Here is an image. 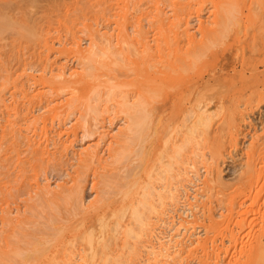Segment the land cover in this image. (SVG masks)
<instances>
[{
    "label": "rangeland",
    "instance_id": "1",
    "mask_svg": "<svg viewBox=\"0 0 264 264\" xmlns=\"http://www.w3.org/2000/svg\"><path fill=\"white\" fill-rule=\"evenodd\" d=\"M181 4L183 5V7ZM159 8L162 9L165 12L164 14H166L167 17H169L171 20H174L176 14L181 15L183 17L185 16V18L188 19V23H190L189 24L190 29H191L190 32L192 34H195V36L197 35L196 36L197 41H200L202 38H204V36L201 35L202 31H200L202 30L201 29L202 24L204 25L203 30L205 31H207V28H210L211 30L214 28V31H215L216 27L218 28L219 26L223 25V27L221 28L219 27L220 29L218 28L219 30L217 29V31L213 33L214 38L210 39L213 44L212 47H211V41L208 40L209 37L207 35L205 36V38L207 39L206 41L209 42L208 44L210 45V46L207 45L208 46L207 48L209 47L210 48L209 49L206 48L208 52L205 49L206 52L204 53H206L205 54L206 56L203 55L202 57L203 59L199 60L200 63L197 62V64L194 65L195 69L192 70V72H199L203 74V76L206 77L209 73H213V70H214L215 73L220 75L219 80L216 81L218 82L219 85L215 81H213L210 85L211 88L210 86L208 87L209 90L211 91L208 90L207 92L210 97L212 95H213L212 97L219 95L218 93H223V95H225V99L227 100V101L225 100L226 102L225 107L220 110V112H222L221 114H219V109L218 111L216 110L217 109L216 107L217 98L214 97L212 100L210 107L212 110L215 109L214 111H217V115L214 116L212 127L210 129L212 132V135H210L209 138L211 139L219 138L218 136L219 128L217 127L220 126L223 120H226V123L229 122L227 121L226 118L228 117L230 118L231 115L237 116L239 114L238 117L240 116L241 118V119L239 118L240 119L239 121L242 120L241 122H239V126H238L239 129L233 128V132H236V133L240 132V135L238 134L239 137L237 136L236 133H234L236 138L239 139L237 143H235L236 145L234 144L236 140L232 142L230 139L231 136L229 138L228 134H226L228 133L227 130L230 127L229 123H227V128H225V131H226L225 137H228V138H224L223 140V142H225V147L223 151L224 158L220 160V168L222 171V176L224 178V181H226L230 187L229 188L230 190H227L229 191L228 194L231 193L230 197L231 199H233L232 197H234L233 201H235L236 204L237 202H239L237 204L238 207L240 204V206H242L244 210L246 209L248 211L247 215H249V217L248 216L247 217L249 221L247 220L248 223L244 226L246 229L243 228L244 230L241 231L242 232L241 237H240L241 240L239 242V246H238L239 248H237V252L239 253H236V250L234 251L233 248L229 249L230 251L225 249V251H222V252L227 251L228 253L229 251V253L222 254V252H220V257L222 256L221 257L222 261L220 260L219 264H227L229 261L232 264H236V262L240 264L239 261L241 260L245 262V259H244L245 256L251 252L253 248L252 245L255 246L259 240V237H260L259 233H261L260 228L261 226H263L262 223L264 222V220L262 219L264 217L262 216L260 218L259 217L256 218L257 224L255 223L254 219L253 220L251 219L252 216L254 215L253 210L254 209L257 210L258 206L261 207L263 211L262 215L264 216V204H263L264 203V190L262 194H258L259 191L257 190H255L254 193L250 195L249 193H247L251 197V198L249 197L250 199H247L248 196L244 197V193H243V190L244 192H246L245 191L246 188L250 187V185H252L253 182L255 183V177H256L254 176L255 174L253 175L249 174L250 172H248L247 170L248 167L246 166L247 165L246 163L248 162V158H249L248 156L252 155L253 150H254L253 151V154H254L256 149L258 147L260 148V146L258 145H260L262 141L264 140L263 139L264 138V0H182V1L181 0H111V1L110 0H23V1L22 0H10V1L0 0V62H1L0 71L2 73L3 70L5 71L7 70L6 72H4V74L6 73V76L4 74H2L1 76V73H0V78H1L0 79V87H1L0 88V94H1L0 98L1 96L4 97L2 99V104H1L3 108L1 107L0 109V135L2 131H4L3 128L5 127L6 129L7 123L11 124L12 122L13 125L18 123V126L22 127V130L24 132V133L22 132V134L24 138L27 137L28 139L29 137L30 140L32 139V141L36 142L37 144L36 147H39L41 145L43 149H45L44 151H48V153L43 151L44 158L47 161L48 159L50 160V157L52 159L49 164L46 163L42 166H38L36 169L35 167L32 168L31 165L28 166L29 164H26V162H24V160H26L25 158L28 157L27 152L24 153V151L28 149V147L26 146L28 143L27 144L25 143V142H28V140L27 139L22 140L23 138H20V140L16 141L18 144L16 143L15 145L14 144L15 141L13 142L12 139H10L11 137L10 136H9L10 138L8 137V139L11 140L14 144V147H12L13 146L12 143H8L9 140L8 142L6 141V143L9 144L8 146L5 145V151L6 152L8 151L7 153L9 154L7 155L8 162L11 159L14 160V158L16 161L11 160L10 161L11 163L10 162L8 163V166L10 165L9 168H7L9 171L2 170L3 163L1 162V155L3 153L5 154L6 152H3L2 154H0V173L8 172L7 173L8 177L0 176V233H3V229L5 228L7 231L12 229L11 228L12 226H9V225L7 228V225L4 222V220H6L4 217L5 216L4 212L7 210L6 212H8V214L10 213V216L14 218L15 220H17L16 225H18V223L20 222H19V219H17V217L20 218V216H23V215L25 216V212L28 210V207H27L29 205L28 201L30 197H32V195L33 197L36 196V192L39 191V187L49 186L48 187L49 189L57 191L58 188H60V186L62 185L71 186L70 184H72V179L79 178L77 174L80 173V168H78V166L81 163H83L82 160H80V158H83L84 156V160H85V157H86L85 156L86 154H84L85 152L88 154V151L89 152L94 151L93 152L94 155L92 154L94 157H91L92 159L89 157V159H91L92 161H93V158L95 161L96 157L98 156H101L103 158L106 157L105 159L109 157V148L112 145L113 146L115 145L114 143L117 137L119 138L118 135L122 134L123 132H126L128 122H131L130 117L132 116V114H134L133 112L134 110L133 108L129 109L130 108L129 105H123V103H121L122 99H119V98L117 99L110 98L111 100L109 98L107 99L109 88H107L108 85H106L105 82L110 75L113 76V70L112 72L108 71V69L104 71L105 70L104 67H102L103 70L100 69L101 70L100 72H103L104 75H106L104 77L102 75V78L101 76L100 78L103 79L102 81H105L103 84H105L107 87L103 85V87H100L99 89L96 90V87L93 85V84L100 82L99 80L96 82V79H92L94 76L92 78H91V75L89 76V74L93 75L92 73L93 70H95V72L98 70L95 67L93 68L92 62L88 63V61H90V59L88 58H92L91 56L94 55L95 48H96V47H93L94 46L93 45L94 44L93 35L95 34L94 32L96 33L100 32L99 34H107V36L110 39H112L113 40L112 42H114L115 44L117 43V44L122 45V43H124L125 41L124 37L128 35L130 36L129 38L132 40L134 39L136 40L137 38V39H140L139 40L140 43H143L144 41L150 42V44L155 47L156 44L159 43V41H156V40H158L159 37L162 38L159 32L157 33V30L159 31V27L157 26L158 27L157 28L155 25L156 23L155 17L159 13V10H158ZM224 9L228 11L225 12ZM122 13L125 15H123ZM218 13L222 14L223 15L222 18H224V21H223L222 18L219 16L221 19V23H219L220 19H217L219 15ZM216 14L218 15L216 16ZM216 19L219 21L218 24L214 23ZM225 22L226 24H224ZM221 29H223L224 31H221ZM92 31L94 32L92 33ZM125 32L127 33V35L123 36L122 34H124ZM142 32L143 33L145 32L146 34V35L144 34V37H145L144 38L145 40L143 39L144 41L141 40V38H143ZM169 34H172V33H169ZM139 35L141 38L139 37ZM121 36L123 38H121ZM182 38L184 39L183 40L184 43L181 40L182 44H178L180 45L179 46L180 48L183 47L184 50H188V49H191L192 47H196L195 44H187L186 43L187 39L184 36H182ZM121 39H123V41ZM120 41L122 43H119ZM163 42L164 41H161V43ZM45 43L46 45L48 43L49 44L45 46ZM136 43H138V46L141 47V44H139L138 41ZM117 44H116V48H118V50L119 49L121 50L122 49L120 48L121 45L119 47ZM49 45L50 46L52 45V46L49 47ZM122 47L125 48L126 46L124 45ZM140 47L138 48L141 51V49L143 48H140ZM125 49L127 50V48ZM125 66L121 65L120 67L117 68V71L120 73L124 72L123 74H125L126 72L129 75H134L133 70L130 68L131 67L133 68L135 64L134 63L131 64V62H129ZM85 67H88V68L92 67L91 68L92 71H88V68H85ZM84 68L85 70L87 69V71H84ZM135 68L137 67H134V69ZM256 69L261 73V75H259V72H257ZM87 72H90V73L88 74ZM100 72H96L94 75H97V73L100 74ZM114 74L116 75L119 73L114 72ZM234 74L236 76H234ZM9 75L12 77H10ZM85 75L86 77H84ZM5 78H8V79L6 80ZM55 78L57 80H55ZM59 78L60 80H62L61 83H60V80H58ZM132 78L133 77H130V79ZM253 78L255 79V81ZM51 79H53L55 82L57 81L56 82L57 84L56 83L52 84ZM122 79L126 80L125 77H120V80ZM196 79H198V77H196ZM251 79H253L252 82H250ZM94 80H95V83H94ZM6 81H8L9 83ZM49 81L51 82V84ZM70 81H73L72 84L70 83ZM134 81L135 79L132 80V83L130 82L129 84L130 86H122V87H119L118 90L116 89V91L115 90L113 91L110 90V91L115 92V93L121 92V94L124 91L125 92L131 91V93L129 94L133 96L136 94L135 93L136 89L138 88L139 90L140 88L139 78H138V81H135V82ZM64 82L65 83L68 82V86L69 85L71 86L68 87L66 85L67 87L65 86V88L63 89L62 87L65 85ZM132 84L134 85L131 86ZM212 85L214 86L212 87ZM81 86H83V88ZM151 87H153V85H151ZM151 87L146 86L145 90L150 91V89H147V88H151ZM59 88H62V89H59ZM121 89H123L124 91ZM15 90L18 92H16ZM73 91L77 92V94L75 95L77 96V98L74 97L72 93ZM81 91L83 92L81 93ZM79 93H81L82 95L80 96ZM78 95L81 98L78 97ZM236 96H237V99H236ZM83 97H85L84 98L85 100L87 99L88 101L89 99L90 101H88L87 103L85 100H82ZM157 97L158 98L156 99H159V96ZM73 98L76 101L78 99L79 104L76 103L75 105L74 104L75 100L70 104L69 101H71L70 99L73 100ZM98 98H101V99H98ZM133 100L131 99L132 103L135 102ZM234 100L236 101V103L234 102ZM149 101H151L150 98H149ZM152 102H153V99H152ZM155 102H153V104ZM89 104L93 107L92 109ZM153 104H151V107L156 106L158 111L157 112L152 111V116L154 115L153 117H156V114L157 115L159 114V101L157 102V104L155 103L156 105L155 104L153 105ZM186 104H187V107L184 108V109L188 108L186 111H189V109H193L191 107L193 105L190 106L188 102H186ZM126 106H128L129 108L128 107L126 108ZM232 106L234 107L231 109ZM228 108L231 110H229ZM184 109L182 111L179 110L178 112L177 110H173L169 113L172 114V112L175 111L174 112L175 116L180 114L178 115L179 116L178 119L180 120V123H181V118L183 117V114H185L186 112ZM92 111H94V113ZM228 111H231V112H228ZM135 112L138 113L137 111ZM224 112L225 114H223ZM181 113L183 114L181 115ZM217 116L219 118H217ZM87 119L92 123L98 124L100 131L99 133H95L94 136L91 135L85 138V133H87L88 131H87V128L85 127L83 128L82 124ZM89 121H86V122H89ZM45 127H47V130L45 131L46 133L45 132L43 133L42 131L44 130L43 128ZM182 127L183 126H181V128ZM181 128L177 130L178 132L175 135V138H178V137L179 138L176 139L175 141L177 140L181 141L180 139H182V137H183L182 139L183 141L184 136L187 134H188L187 137L188 138L190 137V132H189L190 129L186 127H183L182 129ZM186 129L188 130V133L186 132L185 134ZM180 134L182 135L185 134V135L181 136ZM53 140L54 142L57 143L56 146L54 145ZM186 140H184L183 142H185ZM96 146L99 148L98 149L99 151L96 149ZM200 147L202 148V145ZM200 147H197V150ZM263 148L264 146L263 147L261 146L259 151L261 150L262 152H264ZM9 149L11 150L9 151ZM16 149H18V152L16 151ZM95 150L96 152H99V154H97ZM192 150H194V148H192ZM195 150L193 151L194 153L188 152L186 154V152H184L186 154V156L184 157H187V158H184L183 160L182 159L183 156H182L180 161L178 160L180 162L179 166L177 167L178 164L175 166L177 167V169L181 171L185 170L183 174H186L184 177L185 181L182 184L183 186H181L182 187L181 189L183 191L182 190L180 191L182 192V194L180 193V195L182 196L181 198L183 200L181 199L177 206H175L176 204L175 205L170 204L171 206L167 207V211L168 210L169 211L165 212L167 213V215L165 214V216L162 217L163 220H160L159 222H157L156 220L157 225L154 224L156 225L154 228H156V230L158 231L157 233L158 234L161 233V236L159 234V237H161L162 239L164 238L163 240L166 242V244L165 243L164 244L172 245L173 248L175 247L181 248V246L179 245L181 243L178 244L176 240L180 242L182 241V239H184L183 240L184 242L185 241L188 242L189 239H193V236L191 237L190 235L188 236L186 235V234L193 232V230L196 231V237H194L195 239L200 237L199 239L202 238L203 240L205 238L204 235H206L207 232H205L204 228L202 229V226H199V228L201 227L200 229L198 228V230H195L193 229L194 226L191 229V225L188 224L189 225L188 228L191 229V230L189 229L190 232L188 233V231L186 232L184 230V233L186 232V234L184 233L182 234L183 229L179 230L181 231L180 232L181 234L178 232L179 233L178 236L181 237L179 238L178 236H175V234L177 235V232H176L175 227L174 228L172 227L171 222H174V221L176 222L180 216L189 221L191 219H194V220L196 219L197 222L201 221L202 225H204V222L205 224H208V222H210L209 220H207L206 222V219H208L209 212L207 211H208V207L210 206V203L209 201H206L205 199L206 196L205 197L203 196L206 194L207 190L203 184L206 178V165H205V160L204 161L202 160L203 157L204 159L209 157L210 152L208 151L209 149H206V148H202L201 149L203 150L202 152H200L201 150L199 149L200 151H197L198 154L201 155L199 156L198 154L194 155L196 152ZM11 151H14L15 154L14 153L10 154ZM256 152H258V149ZM17 153L18 154L21 153L20 154L21 156L18 157L19 160L16 158ZM59 157L60 159H58ZM54 158L56 161L54 160ZM89 159H86V160L89 161ZM20 160L21 161L23 160L22 162L24 163L22 164H24V167L23 165H21ZM181 160L185 162V163L182 162L183 164H185V166L183 165L185 168L180 167V164L182 166ZM61 161H63L64 163ZM55 164L56 165L59 164V166L54 167ZM126 165L128 166V164ZM126 165L120 166L119 168L113 170V172L115 173L120 172L122 168ZM127 166L125 167V169L123 168L124 171L127 169ZM25 167L27 168V170ZM259 167L260 165H258V168ZM24 170L27 173L24 172ZM77 170L79 172H77ZM93 172H89V177L87 179V182L84 184V186H86L84 189V192H85L84 201H86L85 203L87 206L91 204L92 202H94V200H96L97 198L96 196H100L99 194L100 193L102 194L103 189H104L102 185H99L97 188H93L95 184H97V182L100 181L98 177V173L96 172L94 173V175L98 177L95 180L96 177L92 176ZM120 173H123V172L121 171ZM246 174L247 176H245ZM187 175H190V176L188 177ZM1 178L3 179V181L1 180ZM19 189L20 191H18ZM100 189L102 192H100ZM258 196H260V198L262 197L261 198L262 200ZM257 198L259 199L257 200ZM201 202H203V204L205 202H208L206 203L209 205V206L207 205L208 207H206V204L204 205L205 208L207 209H205L204 207L201 208L203 206ZM200 204H201V207H200ZM211 204L212 205L215 204L213 205L215 208L213 210L215 212L214 211L213 212L215 216H218V217L214 216L215 219L222 221L223 217L227 215V210L224 211L225 208H221L217 203H211ZM216 204L218 205V208L216 207L217 206ZM200 209L201 211H199ZM181 210L187 212L188 215H186V213H184L185 215L182 214L183 212ZM195 210L198 212H196ZM202 210H203V213H202ZM34 212L35 211H33V213ZM250 212L251 213L253 212V215ZM191 213L194 214V217L190 215ZM196 213H198V215ZM201 213L203 214L202 217L200 216ZM37 214L35 215L37 216ZM48 214L50 213L49 212H47V214L43 213L42 215L44 218L42 216H37L39 217L41 221L39 219H38L39 221H37L36 219L30 218L26 221L30 224L23 223V225L21 224V227L20 225L18 226V229L20 228L21 230H23V228L26 229L25 233L28 234L30 232L29 235H31V233H33L35 230L41 231V232L43 230L45 231V233L50 235L54 231L48 229L49 227L47 228L45 227L49 225L47 219L45 218V217L49 218L51 216ZM172 214L174 217L172 216ZM186 216H189L190 218L188 219V217ZM196 216L198 217L200 216L199 219H197L198 217L196 218ZM170 217L171 218L173 217V218L171 219ZM225 217L223 221L227 218ZM235 217H237L235 219L239 221L243 218L239 216H235ZM203 220L205 221L203 222ZM153 221L155 222V219ZM39 222L41 223L39 224ZM225 222H223V224H225ZM199 223H197V227ZM254 225H255V228H254ZM247 226H248V229H247ZM250 227L253 228V230ZM172 231H174L175 233ZM22 232L25 235L24 231ZM248 232H249V236H248ZM250 232L253 234V236ZM194 233L195 232L191 233V235L192 234L194 235ZM212 233H213V237H216L217 233L216 232H212ZM256 233L259 234L257 235V237H256ZM184 235L188 237V239H186ZM219 235L220 234L217 235V238H215V240L219 239L218 240L219 243H221L222 241L223 242L227 241L228 243L226 244L229 248L230 247V245H228L230 243L229 240L227 238L222 240V236L220 235V238H219ZM174 237H177V238H174ZM1 238H2V234L0 235V239ZM161 238H159V242L161 241ZM171 238L173 239V243L176 242L177 245L176 243L175 244L172 243ZM206 238H207V235H206ZM170 241L172 244H170ZM218 241L217 242L214 241V243L219 244ZM161 243L162 242H160L159 244ZM209 244H210V241H209ZM169 245H167L168 248H169ZM173 245H176V246H173ZM210 245H209L210 248L208 249L209 251L210 250L213 251L214 248L212 247V242ZM173 248L171 249L169 248V252L172 254H174V252H176L177 249L178 250L180 249V248H177L174 250ZM171 250L172 251L174 250V252H172ZM248 250L250 252H246ZM147 251L149 253V250L147 249L146 251L145 250L143 251L142 253L143 258L142 257L139 258L141 260H138L136 264L138 263L148 264L147 262L148 258L146 259V257H149V254L147 253ZM198 251L202 252L203 250H200L199 248L196 252V249H195L193 251L195 255L194 254L190 255L189 252H188L189 254L187 252L185 254L184 252L183 254L187 255L186 256L187 258L183 257L184 255L182 254L183 255L182 257L184 259L182 261L181 259L182 257H181L180 258L181 261L179 264H204L205 260L203 261L200 259L204 258L207 260L208 257L214 254V252L212 253L210 251L211 252V254H209L210 256L207 255V258H205L206 256L205 253L203 252V254L205 255L204 256L202 253H201L202 255L198 253ZM146 253L147 255H145ZM176 255L178 254H174L170 258L168 257V259H163L165 261L162 260L163 262H161V264L163 263L171 264V261H172V264H174V258ZM199 256L200 257L204 256V257L200 258ZM149 258H151V255ZM213 260H215V258L211 259L210 257V259L208 258V260L205 262L206 264H210V263L212 264ZM78 261H79V258L77 256H73L71 264H80V262ZM230 262L228 264H231ZM152 263H154V261H152ZM213 264H215V261Z\"/></svg>",
    "mask_w": 264,
    "mask_h": 264
},
{
    "label": "bare ground",
    "instance_id": "2",
    "mask_svg": "<svg viewBox=\"0 0 264 264\" xmlns=\"http://www.w3.org/2000/svg\"><path fill=\"white\" fill-rule=\"evenodd\" d=\"M176 5H178V4H176ZM182 7H183V5H182ZM158 10H159V13L156 15L157 18L155 17V20H156L155 25H156V27L157 26L159 27V31L156 28L155 29L157 30V33L159 32V34L161 35L162 38L157 37L158 40H156V41H159V43H157L155 47L152 46L150 44V42L144 41L145 40L144 39L145 38L144 37L145 32L144 33L142 32L143 36L142 35L141 36L143 38H141L139 35L141 40L144 39L143 43H140V41H139L140 39H137V38H136V40L130 39L129 38L130 36H128L127 33L125 32L124 34H122L123 36L127 35L124 37V40H125L124 43H122L121 41L119 43H122V45L116 43L119 47L121 45L120 48H122L121 50L120 49L118 50V48H116V44L114 42H112L113 40L110 39L107 36V34H99L100 32L96 33L94 31H92V33L93 32L95 33L93 35L94 36V39H93V43H94L93 45L94 46L93 47H96V48H95L94 55L91 56L92 58H88V59H90V61H88V63H91V62L93 63V68L95 67L96 69L99 70V71L97 70L96 72H100L101 71L100 69L103 70L102 67H104V69H105L104 71H106V69H108V71L112 72V70H113V76L115 75L114 72L119 73V74H116L114 77L112 75H110L108 77V79L106 78L107 80L105 82V81H102L103 79H101L102 75H103V77L106 76V75H104L103 72H100V74L97 73V75H94L96 73L95 70H93V72H92L93 75L89 74L90 72H87V73L89 74V76L91 75V78L94 76L92 79H96V82L98 80L100 81L99 83L93 84L96 87V90L99 89L100 87H103V85L105 87H107L106 85H108L107 88H109V92L107 91L108 92L107 99L108 98L109 99L110 98L111 99L112 98L113 99H117V98L122 99V102L121 101L120 102L123 103V105H129L130 106V108L128 106H126V108L127 107L129 109L133 108L134 114H132L133 112L131 113L132 114V116L130 117L131 122H128L126 132H123L122 134L118 135L119 138L117 137V139L114 143L115 145L114 146L112 145L109 148V157H107V159H105L106 157L103 158L101 156H98L97 154H99V152H96V150H95V152L97 153L96 155L98 157H96L95 161L93 158V161H92L91 157H94L93 156L94 151L93 152L88 151V154L84 151L85 152L84 154H86L85 160H84V156H83V158H80V160H82L83 163H81L78 166V168H80V173H79L80 175L77 174L79 178L72 179V184H70L71 186L62 185V186H60V188H58L57 191L49 189L48 185H47L48 187H39V191L36 192V196L33 197V195H32V197H30L31 200L29 199V201H28L29 205L27 206L28 210L25 212V216L24 215L20 216V218L23 217V218H21V220L19 217H17V219H19V222H20V223L17 222L18 225H16L17 220L12 218L10 216V213L8 214V212H6L7 210L6 211L4 210L5 211L4 217L6 219V220H4V222L7 225V228L9 225V226H12L11 227L12 229L7 231L5 228V229H3V233H0V235L2 234V238L0 239L1 240L0 241L1 242V244H0V264H71L73 256H77L79 258L78 262H80V264H136V262L138 260H141L139 258L142 257V253L144 250L146 251V249L149 250V253L147 251V253L149 254V257L151 255V258L146 257V259L148 258V260H147L148 264H161V262L165 261L163 259H168V257L170 258L174 254H178L174 258V264H179L181 261L180 258L184 255L183 254L184 252H185V254H186V252L187 253L189 252L190 255H193V254L195 255V253H193V251L196 249V252H197V250L199 248H200V250H203V251L202 252L198 251V253L203 254V252H204L206 255L205 256L203 254L205 256V258H207V255L210 256L209 254H211V252L212 253L214 252V254H212L213 256L212 255L210 256L211 259L215 258V260H213L212 264L214 263V261H215V264H219L221 257H222V256L220 257V252L225 251V249L229 250V249L233 248L234 251L236 250V253H239V252H237V248H239L238 246H239V242L241 240L240 239L241 234H242L241 231L244 230L243 229V228H245L244 226L248 223L249 215H247L248 211L246 209L244 210L242 208V206H240V204H239V207L237 206V204L239 202H237V204H236L235 201H233L234 197H232L233 199H231V197H230L231 193L228 194L229 191H227V190H230L229 189L230 187H229L228 183L226 181H224V178L222 176V171L220 168V160L224 158V152L223 151H224V147H225V142H223V140H224V138H228V137H225L226 136L225 135V133H226L225 128H227V123H229L230 127L228 128V130L226 129L228 132L226 134H228L229 138L231 136L230 139L232 142L236 140L234 142V144H235V143H237V141L239 139H237L236 136L234 135V133H236V132H233V128H238L239 122H241L242 120L239 121L241 119L240 116L238 117L239 114L237 116L236 115L230 116L228 114L230 116V118L227 115V117L229 119L228 118H226V119L229 122L226 123V120H223L222 123L220 124V126L217 127V128H219V130L216 128L219 131V135H218L219 138H216V139L213 138L214 140L209 138L210 135H212V132L210 129L212 127V122L214 120V116L217 115L218 109H219V114H221L222 112H220V110L223 109L226 105L225 95H223V93H218L219 95L214 96L217 98V103H216V107H217L216 110L217 111H214L215 110L214 108H213L214 110H212L210 107L214 97H212L213 95L211 96L212 98L209 96V94L207 92L209 90L208 87L211 85V83L213 81H215V82L218 81L220 75L215 73L214 70H213V73H209L206 77L203 76V74H201L199 72H192V70L195 69L194 65L197 64V62L200 63L199 60L203 59L202 58L203 55L206 54L204 52H206L207 49L210 48V47L207 48L208 47L207 45H209L208 44L209 42L206 41L207 39L205 38V36L207 35L209 37L208 40L214 38L213 33H215V31H217V29L219 27L220 28L223 27V25L219 26L218 28L216 27L217 26L216 24H218L219 21H220L219 23H221L220 17L222 18L223 15L219 14V13H218L219 15L216 14V16L217 15H218V17L220 16L219 18L217 17V19H220V20L218 21L216 19V21L214 22V23H216L215 24L216 25L215 31H214V28L212 30L210 28H207V31H205V30H203L204 25L203 24L201 25L202 30H200V31H202L201 35L204 36V38H202L200 40L201 41V43H200V41H197V38H196L197 35L195 36V34H192L190 32L191 31L190 26H189L190 23H188V19H186L185 16L183 17L181 15L176 14L174 20H171L169 17H167L166 14H164L165 12L162 9L159 8ZM179 11H180V9H179ZM226 11H228V10H225V12ZM184 13H183V15H184ZM123 15H125V14H123ZM222 20L224 21V18H222ZM226 22L224 24H226ZM225 26H224V28H225ZM221 31H224V30L221 29ZM225 31H227V30H225ZM121 33H120V35H121ZM169 33H172V34H169ZM217 35H219V34H217ZM236 35H238V34H236ZM182 36H184L187 39V42H186L187 44H195L196 47L191 46L193 49L191 48L188 50H184L183 47H181L182 48L181 49L179 47L180 45H178V44H182L181 40L182 41L184 40L182 38ZM121 38H123V37L121 36ZM186 39H185V41H186ZM225 39H227V38H225ZM121 40L123 41V39H121ZM137 41L139 42V44H141V47L138 46V43H136ZM161 41H164L165 43L164 42L161 43ZM197 42H199V43H197ZM205 42H207V43H205ZM183 43H184V41H183ZM47 45L45 43V46H47ZM124 45L126 46L125 48H127V50L122 47ZM51 46L49 45V47H51ZM212 46H213V44L211 41V47ZM49 47H48V49H49ZM138 47L143 48V49H141V51H140V49ZM205 49H206V51H205ZM92 54H93V52H92ZM46 58H48V57H46ZM217 59H218V57H217ZM138 60H139V62H138ZM129 62H131V64L134 63L135 64L134 67H137L135 69H134V67L133 68L129 67L130 69L133 70L134 75H129L126 72H125V74H123L124 72L123 73L121 72L122 73L121 74L120 72L117 71L118 67H120L121 65L125 66ZM84 64H86V63H84ZM42 65H43V63H42ZM90 66H91V64H90ZM129 66H131V65H129ZM85 68H88V67H85ZM85 68H84V71H87V69L85 70ZM91 68H88V71H92ZM122 68H124V67H122ZM137 69H139V70H137ZM6 71L3 70L2 73L0 71L1 76ZM227 71H229V70H227ZM129 72H130V70H129ZM257 72H259V71L257 70ZM235 74H234V76H236ZM4 75L6 76V73ZM86 75L84 77H86ZM259 75H261L260 72H259ZM100 76H101V78H100ZM10 77H12V76H10ZM53 77H55V76H53ZM120 77H125L126 80H123V79L120 80ZM130 77H133V78L130 79ZM196 77H198V79H196ZM138 78H139L140 88H139V90H138V88L136 89V91H135L136 94L133 96L131 94H129V93H131V91L125 92L123 89H121V90H123L125 93L123 92L122 94H121V92L115 93V92L110 91V90L116 91V89L118 90L119 87H122V86H130L129 85L130 82L132 83V80H134V79H135V81H138ZM5 79L7 80L8 78H5ZM72 79H74V78H72ZM253 79H251L250 82H252ZM51 80H52L51 81L52 84L57 82V81L55 82L53 79H51ZM55 80H57V79L55 78ZM58 80H60V78ZM8 81H6V82H8ZM61 81L62 80H60V83H61ZM254 81H255V79H254ZM51 82H50V84H51ZM72 82L73 81H70L71 84H72ZM74 82H76V81H74ZM104 82L106 85L103 84ZM94 83H95V80H94ZM216 83L218 84V82H216ZM150 84L153 85V87H151ZM66 85L68 86V82L65 83V85L62 88L64 89ZM133 85L134 84H132L131 86H133ZM56 86H58V85H56ZM69 86H71V85H69ZM87 86H89V85H87ZM146 86L151 87V88H147V89H150V91L145 90ZM213 86L214 85H212V87ZM81 87L83 88V86H81ZM85 87H86V85H85ZM62 88H59V89H62ZM210 88H211V86H210ZM209 91H211V90H209ZM16 92H18V91H16ZM82 92L83 91H81V93ZM196 92H197V94H196ZM72 93H73L74 97L77 98V96H75L77 94V92L73 91ZM81 93H79L80 96L82 95ZM156 94H157V96H159V99H156V98H158L156 96ZM70 95H72V94H70ZM80 96L78 95V97H80ZM97 96H99V95H97ZM99 97H101V96H99ZM3 98H4L3 96H1V98H0V109H1V107L3 108V106H1ZM84 98L85 97H83L82 100H85ZM102 98H104V97H102ZM133 98H134V100H133ZM149 98L151 99V101H149ZM98 99H101V98H98ZM131 99L135 102L132 103ZM152 99H153V102L156 101L155 102L156 104L159 101V114L158 115L156 114V117H153L154 115L152 116V111H156V112L158 111L156 106L151 107V104H153ZM236 99H237V96H236ZM22 100H24V99H22ZM70 100L71 101H69V102L71 104L75 99L73 98V100L72 99H70ZM77 101H78V99H77ZM77 101L75 100V102H74L75 105H76V103L79 104V101L78 102ZM85 101L88 103V101H90V100L88 99V101H87V99H86ZM81 102H83V101H81ZM186 102H188L190 104V106L193 105V106H191L193 109H189V111H186L188 109V108L184 109L187 107ZM228 102H229V100H228ZM234 102L236 103L235 100H234ZM189 104H188V106H189ZM72 106H73V104H72ZM233 107L234 106H232L231 109ZM92 108L93 107L91 106V109ZM124 108H125V106H124ZM183 109L186 112H185V114H183L184 111H183V113H181V115L183 114V117L182 118L180 117L181 123H180V120L178 119V117H179L178 115H180V114L175 116L174 115L175 111L172 112V114L169 113L173 110H177V112H178L179 110L182 111ZM231 109H229V110H231ZM135 111H137L138 113H136ZM92 112L94 113V111H92ZM156 112H154V113H156ZM228 112H231V111H228ZM223 114H225V112ZM217 118H219V117L217 116ZM220 118H222V117H220ZM215 119H216V117H215ZM86 121H89V120L87 119ZM220 121H218V122H220ZM85 122H83V124H82L83 128L84 127L87 128V131H88L87 132L88 134L85 133V138L89 137L91 135L94 136L95 133H99L100 128H99L98 124L92 123L90 121L86 122V123ZM84 124H85V126H84ZM240 125H241V123H240ZM181 126L192 130V131L189 130V132H190L189 138L187 137L188 134L185 135L186 132L188 133L187 129L185 131V134H183V135L180 134L181 136L185 135L184 140L187 139L185 142H183L184 140L182 141L183 137H182V139H180L181 141H178V140L175 141L176 139L179 138V137L175 138V135L177 134V132H178L177 130H179L181 128ZM27 127H29V126H27ZM3 129H4V131H2V133L0 135V154H2L3 152H6L5 151V145L8 146L9 145L8 143H12V145H13L12 147H14V144L16 145V143H17L16 141L20 140V138H23L22 140L27 139L26 136H25L26 138H24V136L22 134V132H23L22 127L18 126V123H16L15 125H13L12 122H11V124L7 123L6 129H5V127ZM43 129L44 130L42 132L44 133L47 130V127L43 128ZM180 131H182V130H180ZM236 134L239 137L240 132L236 133ZM213 136H214V134H213ZM8 137L10 139H12L13 142L15 141L14 144L11 140L8 139ZM48 137H49V135H48ZM8 140H9V142H8ZM27 140H28V142H25V143L26 144L28 143L26 145L28 147V149L26 151H24V153L27 152L28 157L26 156L27 158H25L26 160H24V162H26V164H29L28 166L31 165L32 168L35 167V169L38 166H42L46 163L49 164L50 161L52 160L51 157H50V160L48 159V161L44 158V152L48 153V151H44L45 149H43V147L41 145L39 147H36L37 146L36 142L32 141V139L30 140L29 137ZM33 140H35V139H33ZM6 141L8 143H6ZM53 142H54V140H53ZM55 143L56 142H54V145L56 146L57 143L56 144ZM201 145H202V148L209 149L208 151L210 152L209 157H207L206 159H204V157L202 158L203 161L205 160V165H206V178H205L203 184L207 190V192L205 191L206 194L203 195L204 194L203 193L202 195L204 197L206 196L205 199H206V201H209L210 206L208 204H206L208 202H205L204 204H203V202H201V204H203V206L201 207V204H200V207L205 208V206H204L205 204H206V207L209 206L208 211H207V212H209L208 219H206V218L205 219H206V222H207V220H209L210 222H208V224H205V222H204L205 220H203L204 225H202L201 221H199L201 223L200 224L199 222L196 221V219L195 220L191 219L189 221V220H186L180 216L178 218V220H180V221L177 220L176 222L175 221L171 222V225L173 228L175 227V229H176L177 235L175 234V236H178V234L181 232L179 230H181V229H183L182 234L184 233V230L186 232L188 231V233H189L190 232L189 231L190 228H188L189 225H191V229L194 226L193 229H195V230H198L199 226H202V229L204 228L205 232H207V234H206L207 238H206V235H204L205 238L203 240H202V238L199 239L200 237L195 239L194 237H196V231H194V230H193V232H195L194 235L193 234L191 235V233H193V232H191L189 234H186V232H185L184 234H186L187 236L188 235H190L191 237L193 236V239H189V241H188L189 244L187 241H185L186 242L185 243L183 241L184 239H182L184 244L182 243V241L179 240L180 242H178L175 239L178 244L181 243V244H179L181 246V248L180 247L173 248L172 245L167 244V245H169L170 249L173 248L175 250L177 248H180L179 250L177 249L178 251L176 250V252H174V250L173 251L171 250L172 252H174V254H172L169 252L168 246L165 245L166 242L163 240L164 238L162 239L161 237H159V234L161 236V233L158 234L157 233L158 231L154 227L157 225V222H159L160 220H163L162 217L165 216V214L167 215V213H165L167 211V207H170L171 205H175V204H176L175 206H177L178 203L180 202V200L182 199L181 198L182 196L180 195V193L182 194V192H180V191L182 190L181 186H183L182 184L185 181L184 177L186 174H183V172H185V170L181 171V170L177 169V167L179 166V163H180L179 162L180 159L182 158V156H183V158H182L183 160H184V158H187L184 156H186V154L188 152H193L195 150V148H196V150H195L196 152L194 155L198 154L197 151H200L202 149L200 147ZM258 146H260V148H261V146L263 147L264 146V140ZM17 147H15V148H17ZM64 147H65V145H64ZM197 147H200V148H198V150H197ZM192 148H194V150H192ZM260 148L259 147L257 148L258 152H256L257 149L255 148L256 151L254 154H253L254 150L252 151V155L248 156L249 157L248 162L246 163L247 164L246 166L248 167L247 170H248V172H250L249 174H252V175L255 174L254 176H256L255 177V183L253 182L252 185H250V187L246 188V190H245L246 192H244V190H243L244 197L248 196L247 199L251 198L249 195L253 194L255 190L259 191L258 194H262V192L264 190V152H262L261 150L259 151ZM96 149L98 150L99 148L96 146ZM10 150L11 149H9V151ZM203 150H201L200 152H202ZM263 150H264V148H263ZM16 151L18 152V149H16ZM7 152L5 154L3 153L1 155V162L3 163V169L2 170H6V171L8 170L7 168H9V166H10V165L8 166V163L11 160H13V159H11L8 162L7 155H9V154ZM184 152H186V154ZM12 153H14V151H11L10 154H12ZM20 154L21 153H19V154L17 153V157H16L17 159L19 156H21ZM90 155H92V156H90ZM87 156H88V158H87ZM199 156H201V155H199ZM89 157L91 159H89ZM62 158H64V157H62ZM20 159H21V157H20ZM58 159H60V157ZM86 159H89V161ZM54 160H55V158H54ZM13 161H16L15 158ZM22 161L20 163L24 167V164H22L24 162H22ZM57 161H59V160H57ZM61 162H63V161H61ZM182 162L183 161L181 160V163ZM183 163H185V162H183ZM183 163H182V166L183 165L185 166V164H183ZM126 164H128V166ZM123 165L127 166V169L125 171L123 170V168L125 169L126 166H124L122 168L121 171L123 173H120L121 171L118 173L113 172V170H115V169H117ZM176 165H177V167H175ZM258 165H260L259 168H258ZM25 166H27V165H25ZM57 166H59V164L54 165V167H57ZM182 166L180 164L181 168H185L184 166L183 167ZM26 170H27V168H26ZM93 171L98 173V177H99L100 181H98L97 184H95V186L94 187L92 186V187L97 188L99 185H102V187L104 189L102 192L101 191L102 188H101L100 192H102V194L100 193L99 194L100 196H96L97 197L96 200H94V202H92L91 204H89L87 206L85 203L86 201H84L85 200L84 199V193H85L84 189L86 187V186H84V184L87 182V179L89 177V172H93ZM24 172H26V171L24 170ZM77 172H79V171L77 170ZM95 172H93L92 176L96 177L95 178V180H96L98 177L94 175ZM248 172H246V173H248ZM7 173H5V172L0 173L1 174L0 176L6 177ZM18 174H16V175H18ZM187 176L189 177L190 175H187ZM245 176H247V174ZM1 180L3 181L2 178H1ZM189 180H191V179H189ZM29 181H31V180H29ZM204 186H202V187H204ZM30 187H31V185H30ZM243 189H244V187H243ZM18 191H20V189ZM241 192H242V190H241ZM243 193H241V194H243ZM247 193H249V195ZM2 197H3V195H2ZM258 197L260 198V196H258ZM183 198H184V196H183ZM235 198H236V196H235ZM259 198H257V200ZM243 200H244V198H243ZM30 201H31V203H30ZM211 203H217L221 208H225L224 211L227 210V215H225L227 218L224 216L227 220L225 219L223 221L224 217H223L222 221L215 219V217H218V216L214 215L215 211L213 209H215V208L213 205H215V204L212 205ZM195 204H196V202H195ZM218 205L216 206L217 208H218ZM257 205H258V203H257ZM184 207H186V206H184ZM205 209H207V208H205ZM37 210H38V212H37ZM183 210H181L183 212L182 214L186 213V215H188V213L183 211ZM254 210H253L254 215H253V212L252 213L250 212L253 215L251 219L252 220L254 219L255 223L257 224L256 218L257 217L260 218L261 216L264 217L262 215L263 211H262L261 207H259V206H258L257 210H255V211ZM33 211H35V212L33 213ZM199 211H201V209ZM36 212L40 215H38ZM47 212H49L50 214H48V215H51V216L50 217L48 216L49 218L45 217L47 219L49 225H47V226L44 225V226L46 228L49 227L48 229L54 231L52 234L48 235L43 230H42V232L35 230L33 233H31V235H29L30 232L28 234L25 233L26 229H24V228H23V230H21V228L18 229L19 225L21 227V224L22 225H23V223L27 224L28 222H26V221L30 218L36 219L37 221H39L40 219L37 216L43 217L42 214L43 213L47 214ZM196 212H198V211H196ZM202 213H203V210H202ZM202 213L200 215L201 217L203 215ZM204 213H206V212H204ZM35 214H37V216ZM196 214L198 215V213H196ZM199 214H200V212H199ZM190 215L194 217L193 213H191ZM172 216H173V214H172ZM235 216H239V217H241V218L243 217V218L242 219L240 218L241 220L239 221V220L235 219V218H237ZM186 217H188V219L190 218L189 216H186ZM197 217L198 216H196V218ZM199 217L197 219H199ZM46 219H45V221H46ZM154 219H155V222L157 220L156 223L153 221ZM262 219L264 220V218H262ZM175 220H176V218H175ZM47 221H46V223H47ZM223 222H225L226 225L223 224ZM40 223L41 222H39V224ZM197 223H199L198 227H197ZM28 224H30V223H28ZM154 224H156V225H154ZM262 224H263V226H261V228H260L261 233H259L260 231L258 232L260 235L256 233V237H257V235L260 236L258 242L256 243L255 246L252 245L253 248H252L251 252L249 251L250 249L248 251H246V252H250V253L249 254L246 253L247 254L246 256L244 255L245 256V258H244L245 262H243L241 260V261H239L240 264H264V222ZM251 227H253V226H251ZM254 228H255V225H254ZM247 229H248V226H247ZM251 229L253 230V228H251ZM22 231H24L25 235L23 234ZM172 232H174V231H172ZM212 232H216L217 235L220 234L222 236V240L227 238L229 240V242L231 243V244L230 243L228 244V245H230V247L228 248V246L226 244V243H228L227 241H224V242L220 241L221 243H219V241H218L219 239L215 240V238H217V235H216V237H213ZM220 235H219V238H220ZM214 236H215V234H214ZM248 236H249V232H248ZM252 236H253V234H252ZM159 238H161V241H160V242H162L161 244H159L160 243ZM174 238H177V237H174ZM179 238H181V237H179ZM186 239H188V237H186ZM209 241H210V244L212 242V247L214 248L213 251L210 250L211 252L208 249L211 246L209 244ZM214 241H216V242L218 241L219 244L214 243ZM155 242H156V244H155ZM172 243H173V239H172ZM172 243L170 241V244H172ZM175 243H173V244H175ZM177 243H176V245H177ZM215 244H216V246H215ZM176 245H173V246H176ZM229 251H228V253H229ZM147 253L145 255H147ZM223 253H227V251L222 252V254ZM190 255H189V257H190ZM186 256L187 255H184L183 257H186ZM204 256H202L200 258H203ZM223 256H225V255H223ZM183 257L181 258L182 261L184 259ZM210 257H208V258L210 259ZM200 258H198V259H200ZM208 258H207V260H208ZM216 259H217V261H216ZM200 260L207 261L204 258L200 259ZM152 261H154V263H152ZM205 261H204V264H206ZM145 263H146V261H145ZM201 263H203V262H201ZM171 264H172V261H171ZM236 264H238V262H236Z\"/></svg>",
    "mask_w": 264,
    "mask_h": 264
}]
</instances>
